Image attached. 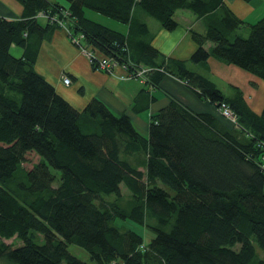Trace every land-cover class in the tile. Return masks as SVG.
Wrapping results in <instances>:
<instances>
[{
	"label": "trees",
	"instance_id": "trees-1",
	"mask_svg": "<svg viewBox=\"0 0 264 264\" xmlns=\"http://www.w3.org/2000/svg\"><path fill=\"white\" fill-rule=\"evenodd\" d=\"M17 1L21 17L0 16V260L88 264L70 253L73 243L95 264H264L256 249L264 253V105L255 113L240 89L228 97L188 66L213 56L264 81V16L238 18L223 0ZM135 7L169 31L179 9L202 18L203 31L190 29V58L159 52L146 38V23L134 19ZM87 10L127 31L91 19ZM39 12L62 20L70 37L82 33L75 45H91L130 73L147 67L144 80L152 87L172 75L217 107L225 102L236 125L174 97L151 116L146 134L99 99L78 111L34 68L41 42L61 27ZM30 152L37 160L26 169ZM116 218L154 236L144 242ZM15 239L22 243L14 247Z\"/></svg>",
	"mask_w": 264,
	"mask_h": 264
},
{
	"label": "crops",
	"instance_id": "crops-1",
	"mask_svg": "<svg viewBox=\"0 0 264 264\" xmlns=\"http://www.w3.org/2000/svg\"><path fill=\"white\" fill-rule=\"evenodd\" d=\"M50 1L63 2V0ZM223 2L238 18L255 21L264 16V0H223ZM22 12L23 7L17 0H0V16L17 19L21 17ZM85 14L88 16L87 12ZM133 17L136 21L146 23L148 28L146 38H150L151 44L166 58L188 60L196 49L190 29L198 31L204 29L203 19L184 12V9L175 12L178 25L171 31L161 27L154 18L138 7L134 8ZM40 19L45 22L44 17ZM107 26L123 32L127 31V25L123 28L115 24ZM10 52L20 56L22 49L11 45ZM101 54L100 51H96L97 56ZM188 66L191 70L212 80L228 97L235 94L234 88L240 89L242 98L250 109L255 113L262 111L264 81L261 78L213 56L207 58L205 65L188 63ZM34 68L78 111H82L91 99H99L113 114L128 115L134 126L138 130L141 129L143 134L148 130L151 116L167 106L171 97L176 98L193 112L212 114L221 120V123L230 126L231 121L222 117L215 104L200 98L185 81L172 75L163 76L159 87L155 88L145 80L123 79L124 71L121 67L115 68L113 73L94 68L78 46L70 41L66 30L61 27L55 28L51 36L41 42ZM63 75L69 77L68 84L62 81ZM122 192L124 196H129L128 190L123 187Z\"/></svg>",
	"mask_w": 264,
	"mask_h": 264
},
{
	"label": "built area",
	"instance_id": "built-area-1",
	"mask_svg": "<svg viewBox=\"0 0 264 264\" xmlns=\"http://www.w3.org/2000/svg\"><path fill=\"white\" fill-rule=\"evenodd\" d=\"M37 16L38 17H44L46 19L50 18L51 21L58 22L60 26H62L64 29L67 30L65 23L56 16H49L48 17V15H46L44 12L37 13ZM83 40H84V36L82 33L77 34L75 36H71V41L73 44L81 42V41L83 42ZM78 48H80V50L84 53V55L89 59L91 64L93 63L94 60L97 61V63H98L97 69H99V70H103L107 73H113L115 68L121 67V69H123V71H124V73L122 75L123 79L133 78V79H138V80H144L147 72L149 71V69L147 67H134V69H132V72H131L133 75H131L128 68L125 66V64H119L118 65L116 63V61H113L110 57H107L105 55L97 56L96 55V49L93 48L91 45L81 44V45H78ZM62 81L65 84H68L70 82V79L68 76L63 75ZM218 109H219L220 114L223 117L227 118L232 123L236 124L235 115L233 114V112L231 111V109L229 108V106L225 102H221ZM262 167L264 168V161L262 162ZM110 264H115V262L113 261Z\"/></svg>",
	"mask_w": 264,
	"mask_h": 264
},
{
	"label": "rangeland",
	"instance_id": "rangeland-1",
	"mask_svg": "<svg viewBox=\"0 0 264 264\" xmlns=\"http://www.w3.org/2000/svg\"><path fill=\"white\" fill-rule=\"evenodd\" d=\"M184 12H188L189 14H191V12H189L187 10H184ZM87 15L91 19H94V20H96V21H98L100 23H103L105 25L107 24V25L111 26V24H115L117 27L119 26V28H123L125 26L124 24H122L120 22H117L114 19H111V18H109V17H107V16H105L103 14L97 13V12L92 11V10H87ZM61 28H63V27L61 26ZM69 31L70 30L67 28L66 32H67L68 36L70 35ZM78 34H80V32ZM69 39L71 41V37L70 36H69ZM80 52L84 55V53L81 50H80ZM102 55L103 54H101V56ZM230 123H231V125H236L235 123H232V122H230ZM139 130L142 131L141 129H139ZM36 160H37V156L33 152L28 153L26 155V162L23 163V168L28 169L32 165V163L36 162ZM19 176L22 177L23 176L22 173H20ZM107 197H109V198L110 197H114V194H111L110 196H107ZM114 224L119 226V227L135 229L136 231H138L139 233L142 234L144 242H148L154 236V233L152 232V230L150 228L142 227L141 225H138V224H136V223H134V222H132V221H130L128 219L116 218L114 220ZM6 242L9 243V242H11V240H7ZM21 243L22 242L20 240L15 239V241L13 243V246L14 247L18 246ZM256 249H257V251L259 252V254L261 256L264 255V253L258 247H256ZM68 250L70 251V253H72L73 255L78 257L79 259L87 262L88 264H95V262L90 259L89 253L82 246L70 243V244H68ZM0 264H13V263H7L6 261L0 260Z\"/></svg>",
	"mask_w": 264,
	"mask_h": 264
}]
</instances>
